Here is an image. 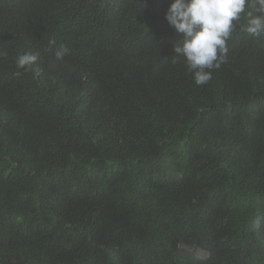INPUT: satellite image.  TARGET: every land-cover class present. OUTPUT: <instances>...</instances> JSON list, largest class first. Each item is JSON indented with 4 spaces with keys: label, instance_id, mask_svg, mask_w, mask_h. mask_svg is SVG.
Masks as SVG:
<instances>
[{
    "label": "trees",
    "instance_id": "trees-1",
    "mask_svg": "<svg viewBox=\"0 0 264 264\" xmlns=\"http://www.w3.org/2000/svg\"><path fill=\"white\" fill-rule=\"evenodd\" d=\"M172 2L0 0V264H264V35L197 86Z\"/></svg>",
    "mask_w": 264,
    "mask_h": 264
},
{
    "label": "clouds",
    "instance_id": "clouds-1",
    "mask_svg": "<svg viewBox=\"0 0 264 264\" xmlns=\"http://www.w3.org/2000/svg\"><path fill=\"white\" fill-rule=\"evenodd\" d=\"M166 20L180 37L174 44L171 63L183 58L194 83L202 86L212 79L214 70L227 63V41L237 23L245 21L241 28L250 36L264 35V0H173ZM46 51L63 60L70 49L52 39ZM37 60L38 54L25 53L18 56L16 66L27 70Z\"/></svg>",
    "mask_w": 264,
    "mask_h": 264
},
{
    "label": "rangeland",
    "instance_id": "rangeland-1",
    "mask_svg": "<svg viewBox=\"0 0 264 264\" xmlns=\"http://www.w3.org/2000/svg\"><path fill=\"white\" fill-rule=\"evenodd\" d=\"M200 254L204 255V253L202 251H198Z\"/></svg>",
    "mask_w": 264,
    "mask_h": 264
}]
</instances>
